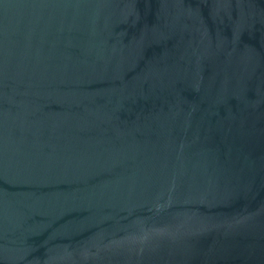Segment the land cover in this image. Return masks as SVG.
Instances as JSON below:
<instances>
[{"label": "water", "instance_id": "water-1", "mask_svg": "<svg viewBox=\"0 0 264 264\" xmlns=\"http://www.w3.org/2000/svg\"><path fill=\"white\" fill-rule=\"evenodd\" d=\"M0 264H264V0H0Z\"/></svg>", "mask_w": 264, "mask_h": 264}]
</instances>
